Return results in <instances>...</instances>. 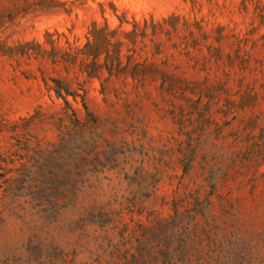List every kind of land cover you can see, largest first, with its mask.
Wrapping results in <instances>:
<instances>
[{"label":"rangeland","instance_id":"obj_1","mask_svg":"<svg viewBox=\"0 0 264 264\" xmlns=\"http://www.w3.org/2000/svg\"><path fill=\"white\" fill-rule=\"evenodd\" d=\"M0 264H264V0H0Z\"/></svg>","mask_w":264,"mask_h":264}]
</instances>
